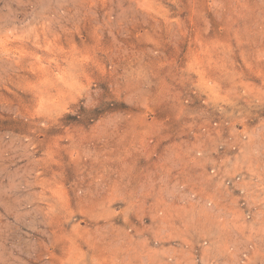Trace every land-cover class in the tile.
Listing matches in <instances>:
<instances>
[{"label": "rangeland", "instance_id": "rangeland-1", "mask_svg": "<svg viewBox=\"0 0 264 264\" xmlns=\"http://www.w3.org/2000/svg\"><path fill=\"white\" fill-rule=\"evenodd\" d=\"M0 264H264V0H0Z\"/></svg>", "mask_w": 264, "mask_h": 264}]
</instances>
